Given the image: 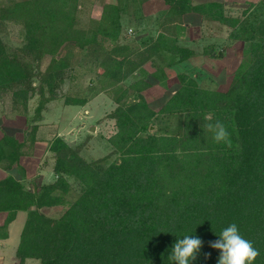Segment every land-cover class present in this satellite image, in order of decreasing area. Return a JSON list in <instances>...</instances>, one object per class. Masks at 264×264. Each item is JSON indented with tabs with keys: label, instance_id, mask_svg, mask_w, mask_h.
Returning a JSON list of instances; mask_svg holds the SVG:
<instances>
[{
	"label": "trees",
	"instance_id": "trees-1",
	"mask_svg": "<svg viewBox=\"0 0 264 264\" xmlns=\"http://www.w3.org/2000/svg\"><path fill=\"white\" fill-rule=\"evenodd\" d=\"M6 1L0 5V21L23 26L28 57L10 59L0 49V84L13 83L27 95L39 94L38 119L64 81L77 48L91 50L103 72L99 92L112 93L118 104L109 114L117 126L109 139L116 161L106 163L107 156L89 161L80 147L56 136L50 145L54 182L39 188L13 174L0 179V212L27 213L16 253L20 264L28 258L40 264H172V246L185 235L203 241L190 264H217L220 253L209 242L233 223L259 251L253 264H264V18L242 22L228 16L219 1L193 5L192 10L207 19L230 27L242 24L234 36L250 41L246 62L226 91L201 87L180 73L179 87L155 110L141 94L151 82L142 77L125 86V80L156 58L163 62L170 54L176 59L171 66L196 52L166 32L136 50L117 43L123 13L136 0L104 4L100 18H91L87 25L79 23V0ZM163 1L168 7L187 3ZM48 44L59 53L42 70ZM207 53L217 56L213 50ZM165 73L154 74L161 80ZM36 76L38 89L32 86ZM66 101L87 102L72 94ZM217 120L229 132L227 143H216L204 129ZM24 145L5 134L0 139V167L12 171ZM70 178L82 190L68 210L59 217L42 212L59 194L68 193ZM205 253L211 254L208 259Z\"/></svg>",
	"mask_w": 264,
	"mask_h": 264
},
{
	"label": "rangeland",
	"instance_id": "rangeland-1",
	"mask_svg": "<svg viewBox=\"0 0 264 264\" xmlns=\"http://www.w3.org/2000/svg\"><path fill=\"white\" fill-rule=\"evenodd\" d=\"M212 1L187 0L183 6L168 7L163 0L158 2L136 0L126 7L122 16L121 37L117 43L128 45L131 50H136L143 47L148 39L155 38L158 33L165 31L169 35L177 36L180 45L192 48L196 52L193 57L183 63L176 61L171 66L168 63L176 59H173L170 54H167L163 62L156 58L155 63L147 62L125 80L124 84L128 86L137 78H148L151 86L141 94L154 109L158 110L179 87L180 73L189 74L201 87L226 91L242 64L246 62L250 41L234 36L242 24L230 27L225 23L207 19L192 10L195 4ZM218 1L224 5L228 16L239 18L242 22L245 18L250 20L264 18V0ZM6 3V0H0V5ZM104 4L105 1L101 0H98L96 4L83 2L79 9V23L87 25L91 18H100ZM166 12L168 15L165 14ZM181 26L184 29H181ZM163 27L164 30H162ZM24 31L20 24L0 21V49L3 55L14 60L28 57L24 49L26 43ZM106 44L111 45V42ZM209 50H213L217 56H211L207 53ZM58 53L59 49L48 44L41 61V69L44 70L51 58ZM94 58L89 49H75L73 64L68 69L64 81L56 88L55 97L42 106L40 119L36 115L41 101L39 94L30 91L27 95L22 92L23 87L15 86L13 83L0 84V139L8 134L21 142L25 141L21 159L23 158V162L27 165L28 174L35 173L30 180H27L31 187L37 185L40 188L57 179L54 172L55 159L50 151V145L58 133L70 145L80 147L81 155L89 161L106 156L108 158L106 163L118 159V155L112 152L113 146L109 140L117 131L115 119L109 114L118 104L113 100L112 93L99 92L102 85L100 75L103 72ZM158 70H165L166 78L163 77L161 80L156 78L154 73ZM39 84V77L36 76L33 78L32 86L38 89ZM166 84H170V87ZM69 94L85 98L87 102L81 105L68 104L66 100ZM98 95L107 97H104L102 101L93 102ZM41 125L46 126L40 128ZM34 126L38 128L35 131V140L31 142L30 136ZM93 127L94 130H92ZM48 133H51L50 136L47 135ZM41 135L43 139L44 137L50 139L48 145L41 146L37 143L42 140L39 139ZM45 151H48L46 155ZM25 165L15 164L13 168L15 172L7 171L6 174L14 173L17 177L27 176ZM49 172H52L51 182L48 180ZM81 187L77 180L70 178L68 193L61 196L60 191L55 192V196L59 194L58 197L51 204L43 206L41 211L49 216H61L79 196ZM18 213L14 216L9 212H0V237H7L11 233L19 240L27 213H21L23 215L19 220ZM12 217L17 221L15 220L13 228H10V224L15 222L14 219L10 220ZM17 262L20 264L19 258ZM37 262L39 263L38 260Z\"/></svg>",
	"mask_w": 264,
	"mask_h": 264
},
{
	"label": "clouds",
	"instance_id": "clouds-1",
	"mask_svg": "<svg viewBox=\"0 0 264 264\" xmlns=\"http://www.w3.org/2000/svg\"><path fill=\"white\" fill-rule=\"evenodd\" d=\"M204 129L212 134V139L216 143L229 142V132L223 122L217 120L215 123H206ZM202 246L201 238L185 235L177 239L172 246L168 260L172 264H190L196 260ZM209 247L220 253L217 264H253L259 255V251L254 248L252 242L241 236L235 223L224 228L217 240L209 242ZM210 255L205 253V259H208Z\"/></svg>",
	"mask_w": 264,
	"mask_h": 264
},
{
	"label": "crops",
	"instance_id": "crops-1",
	"mask_svg": "<svg viewBox=\"0 0 264 264\" xmlns=\"http://www.w3.org/2000/svg\"><path fill=\"white\" fill-rule=\"evenodd\" d=\"M80 1V4H83V2H85V1H87V2H90V4H92V3H94V4H96V2L98 1V0H79ZM101 1H105V4L106 3H116L118 0H101ZM148 1H150V2H152V1H159V0H148ZM202 1H204V0H202ZM214 1V0H213ZM216 1H218V0H216ZM165 28L163 27V29L162 30H164ZM165 32V31H164ZM167 33V32H166ZM190 47V46H189ZM192 49V48H191ZM179 63H183V62H179ZM138 79V78H137ZM146 80H148V78H146ZM149 81V80H148ZM150 82V81H149ZM168 86L170 87V84H168ZM104 93V92H103ZM102 94V93H101ZM172 95V94H171ZM170 95V96H171ZM104 97H107V96H105V95H98L97 97H96V99L95 100H93V102L94 101H102L103 99H105ZM170 98V97H169ZM168 98V99H169ZM167 99V100H168ZM166 100V101H167ZM148 101V100H147ZM165 101V102H166ZM164 102V103H165ZM148 103H149V105L152 107V108H154L151 104H150V102L148 101ZM163 103V104H164ZM162 104V105H163ZM162 105L160 106V108L162 107ZM159 108V109H160ZM156 110V109H155ZM46 125H44V127H45ZM43 126L41 125L40 126V128H42ZM43 127V128H44ZM50 134L51 133H48L47 135L48 136H50ZM59 134V133H58ZM57 134V136H60V135H58ZM42 136L43 135H41V137L39 138V139H42L41 141L39 140V141H37V143L38 144H40L41 146H42V144H43V146H45V145H48L49 144V142H50V139H47V138H45L44 137V139L42 138ZM45 143V144H44ZM48 146H46V148H47ZM46 153H48V151H45V155H46ZM21 164H24L25 165V162H23V158L21 159V161H20V165ZM24 167V166H23ZM25 167L26 168H24V169H26V171H27V176H21V175H19V177H23V178H26L27 180H30L31 179V177L33 176V175H35V173L34 174H28L29 173V170H28V168H27V165H25ZM12 172H15V170L13 169V171ZM6 173H8L7 171H4V169H2V168H0V179L1 178H3L4 176H6L7 174ZM42 173V172H41ZM44 173V172H43ZM51 173L52 172H49L48 173V176H49V178H48V180H49V182H51L52 180H51V177H50V175H51ZM16 178H19V177H17V175H15L14 173H12ZM43 175H45L46 176V174H43ZM27 180H26V182H27ZM21 213H24L23 211H19V213H18V220L20 219V217H21V215H23V214H21ZM26 213V212H25ZM26 219V218H25ZM25 219H24V223H25ZM16 219H14V221H15ZM17 221V220H16ZM16 221L13 223H11L10 224V228H13V226H14V224L16 223ZM24 223H23V226H24ZM23 226H22V229H23ZM22 229H21V231H20V236H21V232H22ZM17 237H14L11 233H10V235L9 236H5V237H0V264H17L18 262H17V255H16V253H17V248H18V245H19V242H20V237H19V240L18 239H16ZM37 260L39 261V263L37 262ZM25 264H40V260L39 259H35V258H28L27 260H26V262H25Z\"/></svg>",
	"mask_w": 264,
	"mask_h": 264
},
{
	"label": "water",
	"instance_id": "water-1",
	"mask_svg": "<svg viewBox=\"0 0 264 264\" xmlns=\"http://www.w3.org/2000/svg\"><path fill=\"white\" fill-rule=\"evenodd\" d=\"M92 130H94V127L92 128Z\"/></svg>",
	"mask_w": 264,
	"mask_h": 264
},
{
	"label": "built area",
	"instance_id": "built-area-1",
	"mask_svg": "<svg viewBox=\"0 0 264 264\" xmlns=\"http://www.w3.org/2000/svg\"><path fill=\"white\" fill-rule=\"evenodd\" d=\"M131 31V30H130Z\"/></svg>",
	"mask_w": 264,
	"mask_h": 264
}]
</instances>
